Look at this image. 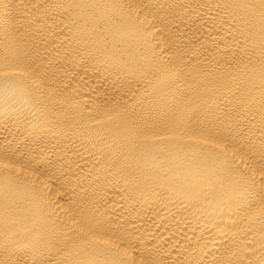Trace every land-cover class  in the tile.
Returning <instances> with one entry per match:
<instances>
[{
  "label": "bare ground",
  "instance_id": "obj_1",
  "mask_svg": "<svg viewBox=\"0 0 264 264\" xmlns=\"http://www.w3.org/2000/svg\"><path fill=\"white\" fill-rule=\"evenodd\" d=\"M262 210L264 0H0V264H261Z\"/></svg>",
  "mask_w": 264,
  "mask_h": 264
},
{
  "label": "snow or ice",
  "instance_id": "obj_2",
  "mask_svg": "<svg viewBox=\"0 0 264 264\" xmlns=\"http://www.w3.org/2000/svg\"><path fill=\"white\" fill-rule=\"evenodd\" d=\"M182 118V112L177 108L176 105L171 103L167 98L161 97L148 104L147 111L145 112H131L129 113L128 119L133 126H140L146 121L153 123H174L178 119ZM261 219L264 220V210L261 211ZM35 264H41L39 260ZM224 264V262H220ZM264 264V261H261Z\"/></svg>",
  "mask_w": 264,
  "mask_h": 264
}]
</instances>
